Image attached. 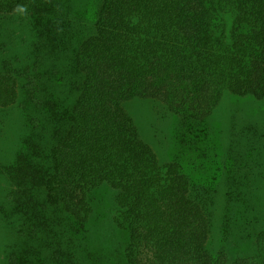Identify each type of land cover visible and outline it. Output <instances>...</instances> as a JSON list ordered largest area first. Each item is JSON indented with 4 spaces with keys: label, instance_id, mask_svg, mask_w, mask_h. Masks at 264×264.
Segmentation results:
<instances>
[{
    "label": "trees",
    "instance_id": "obj_1",
    "mask_svg": "<svg viewBox=\"0 0 264 264\" xmlns=\"http://www.w3.org/2000/svg\"><path fill=\"white\" fill-rule=\"evenodd\" d=\"M227 96L264 107V0H0V112L16 114L2 115L0 141L22 136L0 173V228L18 236L2 264H117L89 248L103 186L126 264H264L263 173L229 147L221 179L197 181L161 163L125 109L156 101L208 134L199 126ZM245 135L230 138L255 161L264 129ZM251 240L240 255L226 247Z\"/></svg>",
    "mask_w": 264,
    "mask_h": 264
},
{
    "label": "rangeland",
    "instance_id": "obj_2",
    "mask_svg": "<svg viewBox=\"0 0 264 264\" xmlns=\"http://www.w3.org/2000/svg\"><path fill=\"white\" fill-rule=\"evenodd\" d=\"M82 2L85 6H88L91 0H82ZM260 104L257 101L238 99L233 96L225 97L214 114L206 121L207 126H199L201 131L208 129V134L196 132L194 127H191L190 122L186 125L182 118L172 114L164 105L156 101L134 100L129 102L125 109L133 117L141 138L153 148L161 163H167L175 159L183 164L184 172L197 181L204 182V177L211 179L217 174L220 177L215 178L220 180L225 168L228 166L225 153L231 147L239 160L238 165L240 162L252 163L255 171L259 174L254 175V177H260L263 173L261 181L264 184V152L258 150V159L251 160V162L246 161V159H242V155L250 149L243 142H240L242 139L247 142V138L250 137V135L242 136L249 123L256 128L259 125L262 130L264 129V107ZM3 114L9 115V117L16 115L12 111H1L0 122H3V118L1 119ZM19 128H21V122ZM231 132H237L241 135L242 139L237 140L238 144L234 137L230 138ZM198 134L202 136L199 139L196 138ZM11 137L9 138L6 130L2 132L0 173L2 167L12 162L21 144V135L14 139ZM251 137L255 139L253 134H251ZM261 143L264 146V141ZM9 189V184L0 176V199ZM115 195L116 193L108 186L101 187L92 195L94 214L88 225L91 239L89 248L93 253L91 259L95 258L96 255L100 256L105 253L112 262L119 264L121 261L124 264L126 262L124 252L128 239L114 222L117 215ZM262 209H264V205ZM224 215L225 213L221 211L220 219L217 222V225L221 224V227H223ZM262 215L261 223L264 221V211H262ZM247 216H244V220L239 225L243 231H238L240 227L236 225L232 228V233L238 231L237 234H247V228L249 227L246 221ZM238 219L239 217H237ZM17 238L18 236L13 231L10 230L9 232L5 228H0V264L5 260L4 251L9 249V246L16 244L18 242ZM105 244L108 247L104 248ZM250 244L253 245L252 240L247 241L245 246H243V242H240L239 246L231 242L226 247L233 255H240V253H245L244 249Z\"/></svg>",
    "mask_w": 264,
    "mask_h": 264
},
{
    "label": "clouds",
    "instance_id": "obj_3",
    "mask_svg": "<svg viewBox=\"0 0 264 264\" xmlns=\"http://www.w3.org/2000/svg\"><path fill=\"white\" fill-rule=\"evenodd\" d=\"M21 11H23V9L21 8Z\"/></svg>",
    "mask_w": 264,
    "mask_h": 264
}]
</instances>
